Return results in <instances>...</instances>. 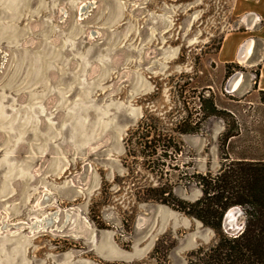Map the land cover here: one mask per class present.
Returning <instances> with one entry per match:
<instances>
[{"label": "rangeland", "instance_id": "374dc122", "mask_svg": "<svg viewBox=\"0 0 264 264\" xmlns=\"http://www.w3.org/2000/svg\"><path fill=\"white\" fill-rule=\"evenodd\" d=\"M238 1L0 0V264H189L216 243L170 204L264 159L259 67L218 57Z\"/></svg>", "mask_w": 264, "mask_h": 264}, {"label": "trees", "instance_id": "16d2710c", "mask_svg": "<svg viewBox=\"0 0 264 264\" xmlns=\"http://www.w3.org/2000/svg\"><path fill=\"white\" fill-rule=\"evenodd\" d=\"M260 95L264 96V91ZM208 101V114L216 115L212 99ZM261 101L264 103V97ZM195 131L196 128H190L184 132ZM232 136L225 134L223 145ZM195 177L201 197L192 203L174 200L170 205L213 229L217 241L207 250L192 253L189 264H264V161L232 160L214 175L205 173ZM232 207L242 209L245 221L241 232L227 236L221 232V223Z\"/></svg>", "mask_w": 264, "mask_h": 264}, {"label": "crops", "instance_id": "0c3cea01", "mask_svg": "<svg viewBox=\"0 0 264 264\" xmlns=\"http://www.w3.org/2000/svg\"><path fill=\"white\" fill-rule=\"evenodd\" d=\"M238 14L243 16L241 24L247 30L226 34L220 45L218 57L221 63H233L239 61V49L247 40H255L256 44L252 52V61L256 62L259 71L255 82L258 92L264 91V0H241L236 4ZM235 37L236 42L232 45L230 40ZM251 57V56H250ZM244 161H255L247 160ZM259 161H264L259 160Z\"/></svg>", "mask_w": 264, "mask_h": 264}, {"label": "bare ground", "instance_id": "6f19581e", "mask_svg": "<svg viewBox=\"0 0 264 264\" xmlns=\"http://www.w3.org/2000/svg\"><path fill=\"white\" fill-rule=\"evenodd\" d=\"M253 48H254V43H252V40H247V42L245 41L244 43L241 44L239 51V62H247L248 59L250 58L252 52H253ZM243 79V75L239 72H237L236 74H234L228 81H227V88L228 90H231V92L236 91ZM235 210H229L227 216L229 218V222L231 224L235 225V229L239 228V224H237L236 222V215L234 214ZM43 221V220H42ZM36 223V222H35ZM39 227H42V225H40L38 223ZM37 226V225H36ZM36 229V228H35ZM38 230V229H37Z\"/></svg>", "mask_w": 264, "mask_h": 264}, {"label": "water", "instance_id": "95a60500", "mask_svg": "<svg viewBox=\"0 0 264 264\" xmlns=\"http://www.w3.org/2000/svg\"><path fill=\"white\" fill-rule=\"evenodd\" d=\"M235 210L234 214L236 215V219L239 218L242 215V211L239 209V207H232L229 210ZM229 210L224 214L223 218H222V223H221V227L224 230L225 233L229 234L230 236H235L237 235L239 232L242 231L243 229V223L239 224V228L235 229V225L231 224L229 222V218L227 216ZM237 221V220H236Z\"/></svg>", "mask_w": 264, "mask_h": 264}]
</instances>
